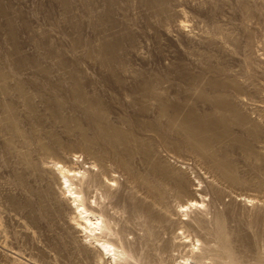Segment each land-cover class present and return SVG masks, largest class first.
Segmentation results:
<instances>
[{
    "label": "rangeland",
    "instance_id": "374dc122",
    "mask_svg": "<svg viewBox=\"0 0 264 264\" xmlns=\"http://www.w3.org/2000/svg\"><path fill=\"white\" fill-rule=\"evenodd\" d=\"M134 1L125 3L123 17L119 6L115 8V24L110 28L107 24L99 25L94 16L81 9L82 3L90 5L91 0H0V72L5 74L11 89L8 99L0 94V101H3L0 102V124L2 103L7 101L15 103L21 129L24 128V138L16 143V150L9 151L4 146L7 134L0 125V227L5 231L0 250L20 264H212L215 258L213 264H264V0H165L171 12L176 14L172 21H167L165 15L160 17L147 10L139 11ZM177 22L185 23L192 37L174 32L171 28ZM161 28H166L169 33L164 34ZM107 40L117 44L113 58L105 65L100 61L97 49ZM72 71H77L79 88L85 96L96 92L104 103L114 108L119 105L105 91L103 82L107 79L129 80L139 75L167 88L172 87L178 96H183L185 86L190 84V75L220 77L234 82L240 87V96L230 95V101L240 113L249 114L245 116L254 121L260 132L252 143L254 159L243 154L236 144L224 141L214 145V149H223L221 158L228 162L240 182L233 184L194 152L178 149L176 144L166 147L155 143L159 161L178 171L180 176L183 174L198 196L197 205H193L185 196L167 195L165 202L171 217L166 224L154 223L150 236L145 233L141 215H127L123 208L107 207L105 212L112 217V222L100 216L99 208L90 203L91 209H95L94 214L103 219L104 232L97 239L91 238L77 226L80 221L74 210L75 204L66 189L49 179L55 199L61 202L58 204L59 218H65L69 223L68 234L73 238V243L69 244L60 227V219L46 220L38 210L35 197L17 185L15 176L21 171L20 152H26L41 164L63 154L60 148L56 150L57 156H44L38 150L37 138L49 145L50 137L56 136L60 147H68L71 155H79L76 151L80 144L78 135L67 134L63 127L53 125L47 118V105L53 103L51 106L58 107L59 113L73 124H70L71 129L81 124L91 135L83 106L71 97ZM17 85L25 86L26 93L31 94L38 120H32L26 114L15 92ZM235 128L232 126L236 136L249 141ZM79 176L81 178L75 179L72 188L83 201L84 179L88 174L81 170ZM110 176L113 175L110 173ZM26 178L32 187L47 183L43 174H30ZM118 186L113 183L112 191L120 192ZM126 189V196L143 198L134 190ZM5 192L16 198L21 206L8 204L3 196ZM86 193L88 202L96 198L105 205V199L100 200V190L89 188ZM181 206L185 208L180 209ZM108 227L112 234L106 230ZM220 230L233 242L230 247H236L237 257L227 259L231 248L220 242ZM97 243H106L114 251L108 255L102 251L103 256H100L93 248ZM35 246L42 253H38ZM209 251L213 253L210 255ZM6 262L0 260V264H8Z\"/></svg>",
    "mask_w": 264,
    "mask_h": 264
},
{
    "label": "bare ground",
    "instance_id": "6f19581e",
    "mask_svg": "<svg viewBox=\"0 0 264 264\" xmlns=\"http://www.w3.org/2000/svg\"><path fill=\"white\" fill-rule=\"evenodd\" d=\"M127 1L91 0L90 5L82 3L81 9H84L85 14L87 13L88 15L91 14L94 16L99 25L107 24L110 28H113L115 24L113 20L116 15L115 8L119 6V10L121 11L119 13H121V16L122 14L125 15L124 12L127 6L125 3ZM135 2L138 9H140L139 11L143 12V10H147L152 15L160 17L165 15L167 21H172L176 16V14H173L168 8V2L165 0H135L134 3ZM121 3H123V5ZM171 29L186 38L192 37L188 33L186 25L183 22H177ZM160 30L166 35L169 33V30L166 28H161ZM116 44V41L107 40L100 43L98 46L97 54L100 55V61L103 64L107 65L109 58H113ZM76 72L72 71L70 73L73 76L71 81L73 83L71 97L83 106L88 123L87 126L89 127L88 130H90L91 135L81 124H76L75 128L73 127L71 129L70 124H73L69 118L62 116L59 113L60 110L58 107L51 106L53 103L47 105L46 110L48 114L47 118L52 120V124L59 125L61 128L63 127L65 129L64 132L67 134L74 132L78 135L80 144H77L78 148L76 151H78L79 155L76 156L74 154L77 152H73L74 155H71L72 153L69 151L68 147H60V142L56 136L50 137L51 143L49 145L40 142L37 138L38 150H40L44 156H57L56 150L60 148L64 151L62 152L63 154L61 153L62 155L50 158L52 159L50 161L47 160L49 162L44 160L45 162L41 164L34 161L33 158L31 159L26 152H20L18 154V162L21 166V171L17 172L15 176L16 183L21 189L30 192L35 197L38 210L48 221H52L54 218L60 219L58 208L60 201L55 199L49 179L53 180L60 188L63 187L66 189L67 194L75 204L74 210L80 221L77 226L87 232L89 236L94 239H97L104 234L101 226L103 219L100 216H103L105 219H112V217L105 212V208L107 207L108 209L109 207L112 209L116 207L123 208L127 215L138 217L141 215L144 219V227H146L145 233L150 236V234L152 235L153 233L154 223L160 225H163L164 223L166 224L171 217V210L168 209L165 202V200H167V195L173 194L172 197L174 198L175 196H185L191 200V204L197 205L196 197L198 195L196 194V190L192 189L193 185L189 184L190 182H186V177H183V174V176H181L185 178V181L178 171H173L172 169L165 167L159 161L158 154L154 150L155 143H159V145L164 144L166 147L177 145L178 149L181 148L194 152L203 160L208 161L214 171L233 184H239L240 182L234 175L233 169L228 162H224L221 158L220 154L223 153L221 152L223 149H214V145L216 143L222 144L224 141L226 143L236 144L243 154L254 159L252 143L260 136V132L259 129L254 126V121L248 119V116H245L248 113L243 115L236 108V105H234L235 103L233 104L230 101V95L233 96L240 94V87L234 82L224 81L219 79L220 77L205 78L200 74L194 76L190 75L188 77L190 84L187 87L185 86V89L182 92L183 96H178L179 93L172 91V87L167 88L162 85V83L152 82L139 75L134 78L130 76L131 79L129 80H120L118 78L113 79L111 77L112 79H107L108 81L106 80L103 84L105 91H108L109 97L119 105L115 108L112 106V108L110 107L111 104L109 106L108 103H104L101 96L94 92V89H92L94 92L92 96H85L79 88L80 83L77 79L78 76ZM4 75L5 74L0 72V94L8 99L11 89L6 82L7 80ZM69 79H71V76ZM23 87L19 85L14 87L18 98L22 102L19 99L18 100L23 103V108H25L28 117L36 121L38 119L36 116L37 111L35 104L33 105L31 101V94L29 95V92L26 93ZM206 90H211L212 93H208ZM13 93L14 92H12V94ZM119 99L124 100V103L121 104ZM14 104L4 101L1 108L3 114L2 124L0 125H3L5 129V131L4 129L3 131L7 134V138L4 140V146L6 149H10L9 151L16 150V143L24 138V128L23 130L21 129L22 126L20 124V119L17 116L18 111L16 112ZM44 104L45 103H43V105ZM204 107L207 108L205 109ZM60 109H62L61 106ZM40 117L38 118L40 119ZM20 118L22 119L23 117L21 116ZM26 121L23 122V124L26 123ZM232 126L236 127V131L246 136L249 141H245V139L243 140L241 136H236L232 131ZM35 133L37 134V132ZM262 156V159H264V152L262 153ZM81 170L88 174V177L84 179L85 189L83 191V201L76 195V192H73L74 188H72V183L77 181L75 179L81 178V176H79ZM110 173L113 176H110ZM30 174L45 175L47 183L43 185L41 184L39 187L29 186L26 176ZM114 174L117 176H114ZM113 183L117 186L119 185L118 187L121 188L120 192L112 191ZM89 188L101 191L100 200L105 199V205L100 204L96 198H93L91 202H88L89 196L88 193H86V190L88 191ZM126 188L134 190L135 194H141L143 198L137 199L138 197L135 194L134 195L137 198L132 195L126 196ZM3 190H5V188ZM128 191L127 194L129 193ZM4 194L3 196H5L8 204L16 207L21 206L20 203L15 200L16 198L14 199L10 193L5 192ZM132 199L136 200L132 201ZM90 203H93L99 208L98 211H96L101 214L100 216H98L99 214H94L95 209H91V206L88 205ZM179 208L183 209L185 207L181 206ZM173 215L174 214L172 213V216ZM55 220L57 221V219ZM196 224L198 223L196 222ZM57 225L58 224H56V226ZM68 226L69 223L65 218L60 219V227L65 232L64 234L67 235L65 239L68 240L69 244H72L73 238L71 239L68 234ZM106 230L110 233L113 232L111 227H108ZM4 232L5 231L0 227V244L2 243V240H5ZM220 232V242L225 244L224 247H230L233 242L225 236L222 230H220ZM35 248L38 253H42L36 246L34 249ZM93 248L100 256H103L102 251L107 253L106 255H108V253L111 254L110 252L114 251L112 247L106 243H97ZM205 249L206 248H204V250ZM232 249L233 251H231ZM228 250L230 251V255L229 253L227 254L229 255L227 259H230V256L237 257L238 250L236 247ZM213 252H210V255ZM204 253L202 256H204ZM8 255L4 250H0V260L7 261L8 264L9 262L11 264H20L16 263V260ZM112 255L115 254L113 253ZM214 255H216V253ZM224 255L225 254H222V256ZM217 257L219 256L217 255ZM221 259L223 260V257ZM217 261L220 262L221 260ZM214 262H212V264ZM220 263H222V261Z\"/></svg>",
    "mask_w": 264,
    "mask_h": 264
}]
</instances>
